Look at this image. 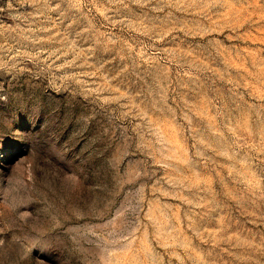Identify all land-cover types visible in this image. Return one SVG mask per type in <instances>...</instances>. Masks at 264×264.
Here are the masks:
<instances>
[{
    "label": "rangeland",
    "instance_id": "1",
    "mask_svg": "<svg viewBox=\"0 0 264 264\" xmlns=\"http://www.w3.org/2000/svg\"><path fill=\"white\" fill-rule=\"evenodd\" d=\"M0 264H264V0H0Z\"/></svg>",
    "mask_w": 264,
    "mask_h": 264
}]
</instances>
